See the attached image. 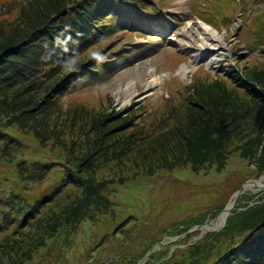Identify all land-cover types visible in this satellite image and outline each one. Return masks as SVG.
I'll return each mask as SVG.
<instances>
[{
    "label": "trees",
    "instance_id": "trees-1",
    "mask_svg": "<svg viewBox=\"0 0 264 264\" xmlns=\"http://www.w3.org/2000/svg\"><path fill=\"white\" fill-rule=\"evenodd\" d=\"M243 6L244 3L230 0L224 6L225 14H216L228 25L243 15L240 12ZM142 13L150 14L138 0H0V167L7 165L12 170L10 175L0 176V252L15 239L17 230L45 215L49 204L56 203L59 196L56 192L70 186L75 196L72 202L58 214L52 212L42 232L23 245L22 255L27 251L29 260L36 255L48 264H138L139 258L148 254L154 244L170 233H185L191 223L214 219L242 184L264 175V14H253L247 27L248 51L260 53L261 61L245 57L252 66L228 71L227 79L213 80L198 70L190 87L173 83L170 102L160 108L155 109L147 101L150 104L129 110L122 117L99 111V107L84 103L78 95L71 97L83 79L111 68L98 48L103 35L126 24L127 20L122 18ZM194 13L218 27L217 21L206 19L203 8ZM226 15L233 18L226 21ZM137 118L140 123L133 125ZM160 138L167 140L164 147L179 142L184 144L181 153H195L177 156L172 164L161 162L155 169L172 171L184 167V171L182 168L179 171L192 180L209 174L207 201L217 198L220 192L224 193L223 201L215 199L211 209L175 230H170L167 222L143 220V226L137 224L132 230H125L130 234H126L125 241L104 247L101 255L105 262L92 261L93 253L87 257L84 252L70 253L71 249L81 247L76 244L79 241L76 237H81L82 232L91 237L100 230L94 232L95 225L89 224V220L98 224L96 215L111 210L113 203L108 191L133 193L132 189L151 183L140 177L111 187L108 185L113 182L111 179L98 178L104 167L131 156L137 148L146 149L144 144L158 142ZM131 140L132 144L126 145ZM253 163L256 167L251 169ZM237 168L241 170L235 172ZM226 169L231 173L227 172L220 180ZM52 174L58 176L59 185L50 196L34 198L36 187ZM141 174L144 172L133 176ZM172 176L174 179L166 184L164 180L155 183L152 191L154 184L146 188L145 193L151 197L149 202L153 201L154 191L180 189L184 181ZM246 194L241 199L254 198ZM130 201H134L131 207L134 212L138 200L131 196ZM113 217L109 227L119 226L118 214L114 212ZM172 222L177 224L178 220ZM253 233H258V239L262 235L259 246L250 247L240 241ZM208 235L186 251L184 258L188 264H264V201L235 211L222 231ZM217 241L221 250L212 251L214 246L218 247ZM167 250L163 246L153 251L144 264H160L164 258L167 261L162 264H169L179 252L174 250L168 259ZM6 254L0 253L3 257ZM21 256L17 255L16 261L5 257L3 264H26Z\"/></svg>",
    "mask_w": 264,
    "mask_h": 264
},
{
    "label": "rangeland",
    "instance_id": "rangeland-1",
    "mask_svg": "<svg viewBox=\"0 0 264 264\" xmlns=\"http://www.w3.org/2000/svg\"><path fill=\"white\" fill-rule=\"evenodd\" d=\"M138 1H141L143 6L148 8L150 14L142 13L140 16L132 18L128 15L126 18H122L127 20L126 24L121 27H116L115 31H111L110 34L106 33L103 35L101 38L103 43H101V41V45L98 48L99 51H101L100 55L105 56V61L111 64V68L103 74L99 73L97 76L93 75V77L83 79L84 82L74 88V95L71 97L78 95L84 103L99 107V111L103 109L106 114L118 113V115L124 117L128 115L127 111H136L143 105L149 103L147 101H150L155 109L166 105V103L170 102L168 99L171 97L172 84L178 83L184 87H190L193 75L198 70L209 74L213 80H217L218 78L227 79L228 71H236L237 68L242 70L252 66H249L250 62L247 61L245 57L250 56L254 59L257 58L256 61H261L259 59L261 56L260 53L255 50L251 53L248 51L250 34L247 27L251 23L250 20L253 14H264V0H237L240 3H244V6L240 9L243 15L234 18L228 25H224V22H221V18L217 16L216 12L224 13V6L229 3L230 0ZM193 5L206 6L203 7L206 19L222 23L218 33L213 34L210 38L203 34L201 31L203 26L191 14ZM197 11H200L199 6ZM120 17L121 15L117 16L115 21ZM232 18V15H226L225 20H231ZM159 26H161V28ZM191 26L194 28V37L190 38L189 43H185L187 40L183 39V36ZM121 29L128 30L130 34L127 35ZM215 48L216 50H213ZM262 93H264V91H262ZM70 100L73 102V99ZM67 104H70V102ZM138 123H140V118H137L133 122V125ZM162 140L164 139L160 138L158 142H148L143 146L146 149L137 148L131 156H124L125 158L116 161L113 166L107 165L104 167V170L101 171L98 178L100 180L111 179L113 182L108 184L111 187L119 185L120 182L136 180L140 177L148 181L150 180L151 183H143L142 186L138 187L136 190L131 188L134 194L131 193V190H122L121 192L108 191L107 196L113 203L111 210L96 215V217L99 216L100 222L98 224V221L94 223L89 220V224L95 225L94 232H97L98 229L100 230H98L95 236L93 235L91 237L84 236L82 232L81 237H76L79 238L76 244H81V247L71 249L70 253H73V251L78 254L79 252H84L86 253V257L93 253L95 258L92 261L105 262L106 259L104 255H101L104 252V247L107 245L117 246L119 244L118 242H121L122 239L125 241L126 234H128L125 230L128 228L132 230L137 224L143 226V220H147L149 223L154 219L159 220L160 223L163 224L167 222V226L172 230L173 228L176 229L180 227L182 223L186 224L192 222L196 215H200L206 210L211 209L214 206L215 199L217 201L218 198L219 202L223 201L224 193L222 192H220L217 198L207 201L206 193L208 192V187L206 182H208L209 174L205 175L203 173L201 174L203 177L200 179L197 178V180H192L188 175H184V172H182L184 171V167L175 168L172 169V171H160L155 169L161 162L165 163V161H167V163L172 164V160L177 156L188 157L195 153V151H185L181 153L184 144L179 142L171 144L168 142V147H164L167 146V140ZM132 142L131 140L126 145L129 146ZM127 154L128 153H125L124 155ZM259 155L260 149L257 152V157ZM31 158H35V156ZM41 159H43V156H41ZM255 167L256 163L250 166L251 169ZM180 168H182V171H179ZM240 170L239 168L235 172ZM10 172H12V170L7 165L0 167V176L10 175ZM143 172L144 174L133 176ZM190 172L197 173L191 170ZM202 172L201 170L200 173ZM224 172H226V174L220 176V180L228 173H231L228 172V169ZM172 175L177 176L180 181H184V184L181 183L179 186L180 189L172 187V192L166 191V189L164 191H154V193H152L153 201L149 202L151 197H149L150 195L148 193H145L146 188L154 184V186L150 188L152 191L156 186L155 183L164 180L163 183L166 184L169 179L173 180L174 178ZM233 175L234 174L231 176ZM259 180H262L264 184V175L256 179H250L245 183ZM244 184H242V186ZM58 185V176L52 174L49 179H45L36 187V196L34 198L50 196ZM73 192V188L70 186L56 192V194L59 195L55 201L56 203L53 204V202L49 204L51 206L45 209V215L41 219H32L25 227L17 230L14 235L15 239L11 240V243L0 252L2 254H4V251L7 252L4 257L0 255V264H3V262L7 260L5 257H13V261L18 260L17 255L21 256L24 251L23 245H27V243L35 238L39 232H42V228L49 222V217L52 218L53 211H55V214H58L65 205L72 202L75 197L73 196ZM246 192L252 194L254 198L252 200H243L241 199L242 194L234 198L235 192L229 201L226 202V205H224L225 207L229 206L232 199L233 201L236 199V203L232 209H230L226 221L229 217L233 216L235 211H244L248 207L252 205L257 206L264 201V190L258 192L246 190ZM131 196H133L134 200H138V206L135 207L136 213L135 210L134 212L131 210L134 201L128 203ZM222 204L220 206H222ZM114 212L118 214L119 218L116 224L120 225L117 227H109V224L114 222ZM253 216L256 217L255 215ZM217 217L218 215L214 219L212 218L213 220L209 218V220L202 224L191 223V228L181 235H176V233L172 235V233H170L169 236L162 239L160 242L161 245H159L160 243L154 244L151 252L158 251L161 247L166 246L168 247L167 252L169 259L174 250H177L179 253L182 251L180 254H176L175 258H172L173 261L169 264H176L180 261H182L181 264H188L187 258H184L187 250L195 246L198 241L202 242L206 236H209L208 234L218 233L223 230L226 221L222 226L217 228L218 230L203 232L202 229L199 228L205 224H211ZM176 219L178 223L173 224L172 221H176ZM153 227L155 226H152V228ZM257 235L258 233H253L249 237H241L240 241L246 243L250 247H257L262 243V235L259 239L256 238ZM0 239H2L1 236ZM215 243L218 247L214 246L212 251L221 250L219 242L217 241ZM93 246L94 248L92 249ZM11 247H13V250ZM15 251H18L17 254H15ZM28 254L29 253L26 251L20 257L27 261L26 264H48V261L39 260L36 255L29 260L27 258ZM174 254L175 253H173V255ZM98 255L101 256L97 257ZM147 255L148 254H144L140 257L138 264H144V262L149 259L150 255H148V257ZM110 259H108V262ZM166 261L167 259L164 258L160 261V264Z\"/></svg>",
    "mask_w": 264,
    "mask_h": 264
},
{
    "label": "bare ground",
    "instance_id": "bare-ground-1",
    "mask_svg": "<svg viewBox=\"0 0 264 264\" xmlns=\"http://www.w3.org/2000/svg\"><path fill=\"white\" fill-rule=\"evenodd\" d=\"M197 21L203 26L201 31L203 32L204 35H206L208 38H210V36H213V34H216L218 33L217 30H215L213 27L209 26L208 24H206L205 22L197 19ZM199 29V30H200ZM193 30L194 28L191 26L187 31L186 33L184 34L183 36V39L187 40L185 41V43H189L190 41V38H193L194 37V33H193ZM213 50H216L213 49ZM263 181L262 180H259V181H254V182H249L245 185V190L243 193H247L246 190H254V191H262L264 190V186H263ZM242 193V194H243ZM233 204V199L230 201V204L228 206V209L232 208L234 205ZM227 212H220L218 214V217L216 218L215 221H213L211 224L209 225H206L202 228V231L203 232H208L209 230H212V229H217L218 227L222 226L224 224V222L226 221V216ZM149 254V253H148Z\"/></svg>",
    "mask_w": 264,
    "mask_h": 264
},
{
    "label": "water",
    "instance_id": "water-1",
    "mask_svg": "<svg viewBox=\"0 0 264 264\" xmlns=\"http://www.w3.org/2000/svg\"><path fill=\"white\" fill-rule=\"evenodd\" d=\"M247 183H245L242 187H241V189L240 190H238L234 195H235V197L234 198H237L239 195H241L243 192H244V190H245V185H246ZM235 203H236V199L233 201V204L232 205H235ZM232 209V208H231ZM222 212H227V214H226V216L230 213V208L228 209V206H226L225 208H224V210L222 211ZM210 223H208V224H205L204 226H206V225H209ZM204 226H202V227H199V228H203ZM212 230H218V229H212ZM209 231H211V230H209ZM159 245H161V243L159 244ZM153 250V249H152ZM151 250V251H152ZM149 252V254L148 255H150L152 252ZM148 255H147V257H148ZM147 257H146V259H147Z\"/></svg>",
    "mask_w": 264,
    "mask_h": 264
}]
</instances>
